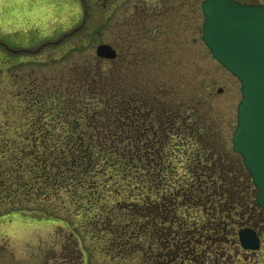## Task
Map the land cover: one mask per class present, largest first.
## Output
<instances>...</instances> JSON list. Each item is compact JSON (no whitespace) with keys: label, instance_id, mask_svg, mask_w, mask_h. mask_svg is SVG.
Returning a JSON list of instances; mask_svg holds the SVG:
<instances>
[{"label":"rangeland","instance_id":"374dc122","mask_svg":"<svg viewBox=\"0 0 264 264\" xmlns=\"http://www.w3.org/2000/svg\"><path fill=\"white\" fill-rule=\"evenodd\" d=\"M202 1L0 0V149L5 148L1 170L6 175L13 172L16 180L18 171L26 167L27 158L22 151L26 145L22 139L29 127L25 121L29 123L41 115L45 122L65 123L63 116L54 114L59 105L56 97H68L71 87L67 83L81 78L91 81L90 85L105 95L116 84L152 94L163 92L168 107L164 127L174 126L165 158L176 172L166 177L167 182L159 186L158 194L154 193L152 183L151 191L127 196L128 184L120 182L117 188L122 198L118 200L104 193L102 200L107 204L96 206L97 210L90 209V205V208L76 205L75 196L61 190L56 196L52 192L47 201L36 199L30 187L14 180L10 188L0 192V264H75L69 255L71 239L76 240L80 254L77 264H155V254L163 253L162 246L167 244L154 234L156 225H166V229H172L171 234L206 223L207 217L193 202H182L179 198L175 211L178 220L186 221L187 226L170 224V216L169 223L156 220L150 227V236L135 239L125 252L118 250L120 229L117 227L131 221L130 235L136 232L137 223L144 221L123 218L115 205L118 201L140 207L147 197L154 205L164 192L188 189L191 183L197 185V181L206 182L201 186L212 184L216 190L239 178L237 167L242 163L232 151V134L241 99L240 84L202 43ZM251 1L264 4V0ZM71 32L74 34L68 36ZM130 41L137 48H132L134 54L128 58L124 46ZM100 44L117 50L118 59L97 62L95 49ZM8 47L18 53L9 52ZM31 90L35 92L32 96ZM37 99L51 107L45 113L40 106L32 109ZM90 107L96 106L90 104ZM159 117L158 113H152L148 118L156 133L160 131ZM25 153L29 155L30 148ZM215 165L222 170L218 168L212 178L206 179L205 167ZM138 174L146 172L139 168ZM125 179L128 181L130 177ZM113 186L116 185L108 184ZM210 196L208 203L219 208L220 196ZM224 196L229 195L224 193ZM107 207H112L113 213L105 216ZM233 219L238 222L237 217ZM239 223L255 229L260 239L259 249L242 250L237 243L240 228L235 227L226 243L201 242L196 252L205 253V260L200 264H264V219L244 215ZM172 237L169 235L168 239ZM150 244L152 251L147 250ZM190 259L174 264H199L200 256L196 261Z\"/></svg>","mask_w":264,"mask_h":264},{"label":"trees","instance_id":"16d2710c","mask_svg":"<svg viewBox=\"0 0 264 264\" xmlns=\"http://www.w3.org/2000/svg\"><path fill=\"white\" fill-rule=\"evenodd\" d=\"M90 82L85 78L71 81L69 96L72 97V102L70 105H68L66 97H56L59 105L54 114L59 118L63 116L62 118L66 120L65 123L45 122L41 115L29 123L25 121V126L29 127L22 139L26 145V148L22 150L23 157L27 158L26 167L20 172L18 171L16 180H14L18 184L30 187L37 195L36 199L41 198L42 201H47L52 192L56 196L61 190L65 194L72 193L75 196L74 203L76 205L82 208H90L88 207L90 205V209L93 210H97L96 206L100 204H107L105 199L102 200L104 193L115 196L118 200L122 198L121 192L117 188L120 182L128 184L127 196H133V193H143L148 189L151 191L150 184L152 183L154 193L158 194L159 186L162 187L167 182L166 177L176 173L175 167H170L165 158L168 152L166 150L169 134L171 135L170 131L174 130L173 124H168L167 134L162 133L160 129L159 133L153 134L149 126L135 125L134 122L126 121L128 125L120 126L116 86L110 87L109 92L105 95V93L99 92L95 86L90 85ZM86 100L85 105L83 103ZM90 104L96 107L91 108ZM90 109L92 110L91 114ZM27 148L31 150L29 155L25 153ZM4 152L5 148L1 147L0 155ZM6 152L8 153V151ZM1 157L0 192L10 188L14 183L13 172L6 175L7 173L1 170L5 156L1 155ZM220 167H216V165L205 167L207 170L206 179L212 178L211 175H214ZM238 167V180H232L225 188L218 187L221 191L213 189L212 184L201 186L206 182L197 181V185H195L196 182L191 183L188 189H178L170 194L164 192L154 205L150 204V201L148 202L149 198L147 197L146 203L141 204L140 207H137L136 204L130 205L125 201H118L115 205L121 210L123 218L136 217L144 220L139 225L137 223L136 232L130 235L128 227L131 221L119 227L113 223L114 227L120 229L118 250L125 252L135 239L143 235L150 236L152 233L150 227L153 223L155 224L156 220H159L160 223L165 221L169 223L170 216L172 219L170 224L175 222L176 225L181 223V226H187L185 225L186 221L178 220L175 211L178 205L177 200L180 198L183 200L182 202H193L191 204L201 210L207 217V221L200 226L193 225L191 230L182 228L181 233L176 231L171 234H169V230L172 229L168 228L169 225L168 229L164 224L163 227L156 225L154 234L160 241H167V244L162 246L165 250L163 253L155 254L157 262L154 259L153 262H156L155 264H174L178 260L179 262H183L185 259L189 260V257L190 260L196 261L199 256L200 259L197 263L204 262L205 253L196 252L201 242L213 240L217 243L216 245L226 243L229 236H233L235 227L241 228L245 225L239 221L253 210L254 187L243 165L240 164ZM139 168L143 169L146 174H138ZM232 175L235 176L233 172ZM125 177H130V179L126 181ZM108 184L116 186L111 188L108 187ZM15 191L18 189L16 188ZM224 193L229 196L225 197ZM210 194L220 196L218 198L221 200L219 208L208 203L207 199ZM169 199L170 201H168ZM106 209L108 211L104 212L105 216L113 213L110 211L113 209L112 207ZM234 217H237V223L234 221ZM107 222L110 223L108 217ZM169 235L174 238L168 239ZM160 244H156V246H160ZM148 249L152 251L151 244L147 246ZM151 251L147 252V256L148 254L150 256ZM69 255L75 264L80 262L75 239L70 241Z\"/></svg>","mask_w":264,"mask_h":264},{"label":"water","instance_id":"95a60500","mask_svg":"<svg viewBox=\"0 0 264 264\" xmlns=\"http://www.w3.org/2000/svg\"><path fill=\"white\" fill-rule=\"evenodd\" d=\"M201 11L204 45L240 82L232 149L241 155L256 189L255 201L264 212V5L203 0ZM95 55L113 60L116 52L110 45L100 44ZM238 242L248 251L260 246L257 233L249 227L238 231Z\"/></svg>","mask_w":264,"mask_h":264},{"label":"flooded vegetation","instance_id":"af4514ba","mask_svg":"<svg viewBox=\"0 0 264 264\" xmlns=\"http://www.w3.org/2000/svg\"><path fill=\"white\" fill-rule=\"evenodd\" d=\"M236 1L245 4H259L257 2H252L251 0L249 1L236 0ZM120 43L121 45H125L124 41H121ZM124 48H126L127 55L129 52L128 58H130L134 54L132 53L133 51H131L132 48H137V46L135 43L130 41L129 43L126 44V46H124ZM7 50L9 52L10 51L15 52V50L10 49L9 47ZM7 50L6 53H9ZM115 51H116V57L111 62H115L119 57L117 50ZM98 61L100 62L105 60H97V62ZM122 65L123 66L126 65V62L124 60H122ZM124 79H126V76H124ZM67 84L68 85L71 84V80ZM115 86L117 89V96H116L117 110H118V115H120L121 117V118L119 117L120 126L123 127L125 125H128L126 121L134 122L135 125L149 126V129L152 131V133L156 134L155 132L156 127L155 125L154 127L152 126V123L149 121L148 118L149 117L151 118L152 113H158L160 116L159 117L160 121L157 118V122H159L158 126H160L159 129L161 130L162 133H166V134L168 133L167 129L164 127L165 124L164 119L166 121L167 120L166 118H168V107L166 104V99L163 98V92H161L160 94H152L150 92H146V91L144 92L141 89L138 90L137 87H134L132 89H126L124 86L121 85L117 86L116 84ZM34 93L35 92L31 90L29 94L32 96L34 95ZM66 100L68 102V105H70L72 102V97L68 96L66 97ZM33 104L34 106L32 107V109H35V107L38 108L40 106L41 108H43L44 113L48 108L51 107L44 101H40L38 99L35 100ZM123 116H125V118H122ZM252 204H254L252 208L253 210L249 215L250 216L253 215L255 218L258 217L264 219V213L261 210H259L257 207H255L256 206L255 202H253Z\"/></svg>","mask_w":264,"mask_h":264}]
</instances>
